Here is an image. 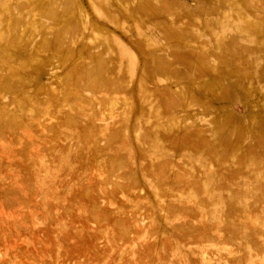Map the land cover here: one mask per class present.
I'll return each mask as SVG.
<instances>
[{"label": "rangeland", "instance_id": "1", "mask_svg": "<svg viewBox=\"0 0 264 264\" xmlns=\"http://www.w3.org/2000/svg\"><path fill=\"white\" fill-rule=\"evenodd\" d=\"M0 264H264V0H0Z\"/></svg>", "mask_w": 264, "mask_h": 264}]
</instances>
